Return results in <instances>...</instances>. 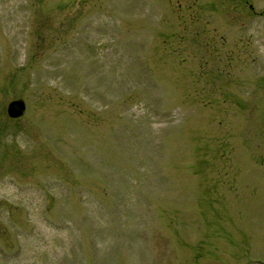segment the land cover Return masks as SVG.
<instances>
[{
	"label": "rangeland",
	"instance_id": "1",
	"mask_svg": "<svg viewBox=\"0 0 264 264\" xmlns=\"http://www.w3.org/2000/svg\"><path fill=\"white\" fill-rule=\"evenodd\" d=\"M0 264H264V0H0Z\"/></svg>",
	"mask_w": 264,
	"mask_h": 264
},
{
	"label": "water",
	"instance_id": "2",
	"mask_svg": "<svg viewBox=\"0 0 264 264\" xmlns=\"http://www.w3.org/2000/svg\"><path fill=\"white\" fill-rule=\"evenodd\" d=\"M24 112V102L22 99L10 100L6 104V113L10 117H17Z\"/></svg>",
	"mask_w": 264,
	"mask_h": 264
}]
</instances>
